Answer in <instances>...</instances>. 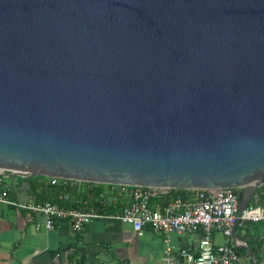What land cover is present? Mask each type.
Masks as SVG:
<instances>
[{
  "label": "water",
  "instance_id": "1",
  "mask_svg": "<svg viewBox=\"0 0 264 264\" xmlns=\"http://www.w3.org/2000/svg\"><path fill=\"white\" fill-rule=\"evenodd\" d=\"M0 171L236 189L252 255L264 0H0Z\"/></svg>",
  "mask_w": 264,
  "mask_h": 264
},
{
  "label": "built area",
  "instance_id": "2",
  "mask_svg": "<svg viewBox=\"0 0 264 264\" xmlns=\"http://www.w3.org/2000/svg\"><path fill=\"white\" fill-rule=\"evenodd\" d=\"M11 172L0 171V206L25 210L34 226L52 230L65 221L71 231L81 233L94 221L119 220L130 224L141 235L151 227L168 242L171 234L199 235L197 245L174 251L167 247L165 264H240L232 231L237 220L240 191L236 189H195L177 192L175 189L105 185L76 180L47 178L51 185L61 186L59 200L76 202L70 209L57 204L21 203L12 199L5 184ZM25 179V178H24ZM100 193L90 202L96 189ZM68 190H73L69 193ZM96 203L99 205L94 208ZM113 208V212H106ZM44 218L41 224L39 218ZM248 223H264V207L249 204L242 212L237 227ZM221 237V242L218 240Z\"/></svg>",
  "mask_w": 264,
  "mask_h": 264
},
{
  "label": "crops",
  "instance_id": "3",
  "mask_svg": "<svg viewBox=\"0 0 264 264\" xmlns=\"http://www.w3.org/2000/svg\"><path fill=\"white\" fill-rule=\"evenodd\" d=\"M27 180L16 177L11 188L10 174L5 184L12 199L35 203L28 191L30 186L24 184ZM39 182L47 185L49 180ZM38 220L44 223V218ZM248 224L236 228L237 243L248 249L249 243L257 253L258 264H264V224ZM198 238L197 234H171L165 242L151 227L138 235L130 224L119 220L94 221L81 233L71 231L65 221L57 222L52 230L37 229L27 211L0 206V264H165L168 246L174 251L183 247L192 249ZM218 240L221 242L220 236ZM240 256V264L256 263L255 256L247 251Z\"/></svg>",
  "mask_w": 264,
  "mask_h": 264
},
{
  "label": "trees",
  "instance_id": "4",
  "mask_svg": "<svg viewBox=\"0 0 264 264\" xmlns=\"http://www.w3.org/2000/svg\"><path fill=\"white\" fill-rule=\"evenodd\" d=\"M39 179L45 180L46 178L41 177V176H31L27 180L28 184L30 186L28 191L34 197L35 204H44L46 202H49V203L57 204L59 207H63V208L74 209V208L80 207L76 202L64 203L63 201L59 200V196L63 192V189H61V186L51 185L50 182H48V184L46 185L42 182H39ZM68 192L74 194L73 190H68ZM177 192L182 193V192H184V190H177ZM99 193H100V187H98L96 189V192L93 194V197L90 200L91 203L96 201L95 199H96V197H98ZM240 194H241V192H240ZM257 195L259 198V202L258 203L256 202V204H254V205L264 207V185L259 189V191H257ZM97 206L99 207V205L96 203V205H94V208H97ZM105 211L106 212H113L114 209L113 208H106ZM247 226L249 227L251 225L248 224ZM246 234H249V231H246ZM251 236H255V234H253V235L251 234ZM256 240H258V239H256ZM248 246H249V249L251 250L252 254L256 258V264H258V256H257L255 249H253L249 243H248ZM236 250L239 254H241V253L245 254V251H243V249H241L240 247H236Z\"/></svg>",
  "mask_w": 264,
  "mask_h": 264
},
{
  "label": "rangeland",
  "instance_id": "5",
  "mask_svg": "<svg viewBox=\"0 0 264 264\" xmlns=\"http://www.w3.org/2000/svg\"><path fill=\"white\" fill-rule=\"evenodd\" d=\"M262 187V186H261ZM260 187V188H261ZM259 188V189H260ZM259 189L257 190V191H259ZM257 191H256V194H255V197L253 198V200L251 201V203L250 204H256V202L258 203L259 202V198H258V195H257Z\"/></svg>",
  "mask_w": 264,
  "mask_h": 264
}]
</instances>
